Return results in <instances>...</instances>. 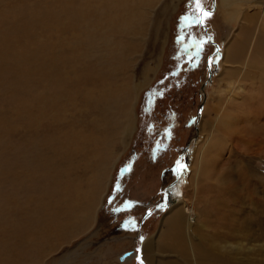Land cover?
Segmentation results:
<instances>
[{
  "label": "rangeland",
  "instance_id": "374dc122",
  "mask_svg": "<svg viewBox=\"0 0 264 264\" xmlns=\"http://www.w3.org/2000/svg\"><path fill=\"white\" fill-rule=\"evenodd\" d=\"M227 1L185 26L194 0H0V264L175 262L142 249L178 205L203 257L264 264V73L222 61Z\"/></svg>",
  "mask_w": 264,
  "mask_h": 264
},
{
  "label": "bare ground",
  "instance_id": "6f19581e",
  "mask_svg": "<svg viewBox=\"0 0 264 264\" xmlns=\"http://www.w3.org/2000/svg\"><path fill=\"white\" fill-rule=\"evenodd\" d=\"M221 1H222V5L225 8L226 7L228 8L231 6V3L228 2L227 0H226L227 1L226 3H225V0H221ZM238 3H239V11L237 12V16L243 15V18L249 22V25L240 27L239 32L237 34V37L231 36V38L227 41V43H229V46L226 48V45H225L223 55H222V61H224L226 63H233L235 61V59L237 58V56L241 52H244L246 49H249L250 57H251V60L254 62L255 67L257 69L263 71V73H264V64L261 63V62L264 63V33L262 32L264 28L262 27V25L260 24V26L263 29L260 28V26H259L260 29H258L257 32L255 31L256 35L252 34V31L254 30L256 23L259 21L260 17L264 16V0H256V2H254V0H241ZM246 4L250 5V8L247 10H245ZM118 7H122V6H117V8ZM67 11L69 13L68 15H71V16L76 15V14H72V13L76 12L73 9H68ZM227 15H230V12H228ZM75 18H76V16H75ZM229 18H230V16H229ZM230 20H231V18H230ZM258 31H261V34H258ZM252 36H253V40H252ZM246 46H248V47H246ZM259 61H261V62H259ZM149 81L150 80H148L147 77H144L143 83L136 86V89H139L144 84L150 83ZM127 115H128L127 120H130L131 116L133 117V115H131V116H130V114H127ZM228 125L230 126V123H228ZM129 128H131V127H129ZM105 165H106V163L104 165H102L101 169L104 168V170H102V172L105 174V178H106L107 167H105ZM44 171L48 175L50 173H53V172H51L50 166L48 165V163L45 164ZM101 178H103V177H101ZM101 178H100V180H101ZM218 178H215V179H218ZM218 181H220V180H218ZM218 181L213 185L216 188H218L219 184L221 183V181H220V183ZM225 185H223L224 188H225ZM100 187H101V185L97 183L96 188L94 189V190H96L95 193H96V197L98 196V199L101 196ZM223 191L225 192L226 190H223ZM169 192H171V195H174V197L178 196L175 189H173ZM93 195H94L93 199L88 200V203H87L88 205H91L90 203L94 200L95 194H93ZM195 195L198 197L197 193ZM204 200H203V202H204ZM182 202H181V204H182ZM193 203H195V202H193ZM204 204H206V202ZM202 211L207 214V212H206L207 210L203 209ZM182 213H183V210L179 207V205L176 206L175 208L171 209L170 211H168L167 218L164 219L165 221L163 220L164 222H166L165 223L166 224L165 230H160V232H159V234H162L163 239L161 238V240L158 241V243H156L157 244L156 246L155 245L153 246L149 242L145 243L144 248L142 249L144 257L146 256L150 259L151 257H155L154 256L155 254L161 255L164 251L167 252L170 249H172L174 254L177 253L180 256V257H175L176 258L175 262H169V261H167V259H163V257L158 256V257L153 259L152 263L153 264H224L220 257H207V254H205V257H203L205 250L202 249V246L200 245L201 243L200 244L199 243L198 244L191 243V240H189L188 234H186L190 222H187V225L185 226V220L183 219L184 217H183ZM187 220H189V216L187 217ZM197 256H199V257H197ZM134 257H135V255L132 254L131 256H129V258H126V262L130 261Z\"/></svg>",
  "mask_w": 264,
  "mask_h": 264
},
{
  "label": "snow or ice",
  "instance_id": "6c2138e0",
  "mask_svg": "<svg viewBox=\"0 0 264 264\" xmlns=\"http://www.w3.org/2000/svg\"><path fill=\"white\" fill-rule=\"evenodd\" d=\"M195 5H196V15L194 16H189L186 15L185 17L182 18V23L185 24V26H191L194 24H198L203 26L205 21L210 18L211 16V12L205 10L202 7V0H194ZM179 39H183V37L181 36ZM203 43H205V41H201L200 45H198V51H197V55H199L200 50L202 49V45ZM219 52V49H217V53ZM215 61H213L212 59H209L208 63H209V67H211L213 65ZM149 102H150V98H149ZM173 173L175 174L177 180L180 179V177L185 174L187 172V165L183 163V158H179L176 161L175 167L172 169ZM116 191L119 192L120 188L117 185L116 187ZM168 193H165V196H167ZM109 203H113V200L110 199ZM134 205L132 204V202H127L125 206H116L113 210L115 212H120L122 210H130ZM161 208H163V205H160ZM149 215H151V213H149ZM129 223H134V221H129ZM141 240H143V237H141ZM139 251V250H138ZM141 264H143V261L141 260Z\"/></svg>",
  "mask_w": 264,
  "mask_h": 264
}]
</instances>
